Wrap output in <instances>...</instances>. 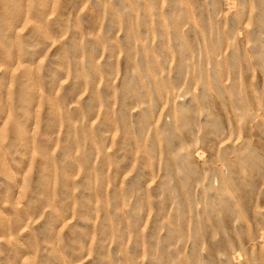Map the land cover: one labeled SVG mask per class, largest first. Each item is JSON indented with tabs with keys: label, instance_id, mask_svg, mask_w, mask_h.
Wrapping results in <instances>:
<instances>
[{
	"label": "rangeland",
	"instance_id": "rangeland-1",
	"mask_svg": "<svg viewBox=\"0 0 264 264\" xmlns=\"http://www.w3.org/2000/svg\"><path fill=\"white\" fill-rule=\"evenodd\" d=\"M0 264H264V0H0Z\"/></svg>",
	"mask_w": 264,
	"mask_h": 264
}]
</instances>
